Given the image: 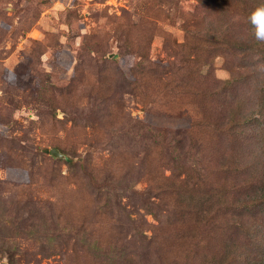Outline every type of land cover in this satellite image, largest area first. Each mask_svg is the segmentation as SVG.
Returning a JSON list of instances; mask_svg holds the SVG:
<instances>
[{
  "label": "rangeland",
  "instance_id": "374dc122",
  "mask_svg": "<svg viewBox=\"0 0 264 264\" xmlns=\"http://www.w3.org/2000/svg\"><path fill=\"white\" fill-rule=\"evenodd\" d=\"M234 4L0 0V264L264 258L263 199L223 213L264 192V118L242 123L229 141L206 126L189 131L202 73L214 95L209 114H227L223 122L248 110L264 115V68L234 66L249 78L234 95L216 86L233 73L214 35L260 40L243 24L264 0ZM233 18L242 24L231 29ZM172 157L190 168L174 172ZM158 170L173 177L159 187ZM180 170L200 186L165 194Z\"/></svg>",
  "mask_w": 264,
  "mask_h": 264
},
{
  "label": "trees",
  "instance_id": "16d2710c",
  "mask_svg": "<svg viewBox=\"0 0 264 264\" xmlns=\"http://www.w3.org/2000/svg\"><path fill=\"white\" fill-rule=\"evenodd\" d=\"M229 1V0H228ZM231 4L233 3L234 6H237L235 3H237L239 0H230ZM237 20V18H233L230 21L229 24V28H234L236 27V25H240L242 24V22H238V23H234ZM251 21V26L247 25V24H243V26L245 25V28L248 30L253 31L254 35L255 32L257 31V25L255 23H253V21L251 19H249V22ZM246 23V22H244ZM230 32V30H228V33ZM241 34H242V30H241ZM254 35L249 34L247 37H254ZM245 40L250 41L248 44L245 43ZM209 42H211L212 44H216V49H218V53H216V55H221L225 58V64L228 68H230L229 70L232 71V73L234 72V66L240 70L242 69H247L249 70L250 68L255 69V73L258 74L259 69L264 68V64L263 62H259V59L261 58L262 52L264 54V48L263 50L261 49V47L258 44H261L260 40H249V39H243V38H239V39H235L234 41H231L229 43H226V37L218 35L215 37H213V39H211ZM225 45V47L223 46ZM259 55V58H258ZM210 63L207 62L206 60L204 61L203 65H208ZM240 72V71H238ZM208 73H202V78H203V84L205 85L204 88L199 92V94L202 96V102H199L198 105L195 104V106H191V124H190V130L189 131H194L196 128L198 129V131L203 127L206 126L209 128V130H213L215 132L218 133H223L226 135V137L229 138L235 134H237L238 132L236 131V128L238 126H240L242 123L246 124V123H251L252 120H255V118L257 117H262L264 118V115L261 114L260 110L257 111H250L248 110L247 113H245V115L242 116V118L237 119L236 116H230V120L227 122H223L224 120H227V114H224L222 116V118H220L218 116V114H209L208 113V100H207V96H212L213 97V93L208 94ZM246 75L244 74H240L239 76L234 75L227 80H223L220 81L218 79H216V77L214 76L213 79L215 81L218 80V84H216V86H219V88H221V90L225 91V92H229L231 89L234 88L235 85H238L240 82H242L244 78L249 79L248 77H244ZM240 81V82H239ZM239 82V83H238ZM232 91V92H231ZM230 92L233 93V90H231ZM236 92L233 93V95ZM211 102V100H210ZM231 103V102H229ZM240 108L242 107L241 104L238 105ZM200 128V129H199ZM161 132L166 133H175V131L173 130H167V129H160ZM178 132V131H177ZM191 132V133H192ZM196 132V130L194 131ZM210 132V131H209ZM181 132H178V134ZM162 135V133H161ZM222 138V137H221ZM226 138V139H227ZM223 141H225V138L223 139ZM231 141V140H230ZM171 163H173L172 166V170L175 172L176 170H179L180 167H189L190 166L188 164H185L183 161L180 163L179 160L177 158L172 157L170 159ZM163 165V164H162ZM160 165V167L162 166ZM240 169H245L243 167H241ZM179 172H184L185 176L181 177V174H178L176 176V178L174 179V181L169 184L166 185V189L163 191L165 194H170L173 193L174 190H177L176 192L179 194H181L182 192H184L185 190H192L197 186H200L199 183L197 181H194L193 179V175L192 172H189L188 170H180ZM163 178V179H162ZM173 177L172 176H167V175H163V172L159 170L157 171V175L155 180L158 181L157 182V187H159L160 183L166 184L168 182L164 181H168L171 180ZM193 178V179H192ZM203 178V177H202ZM224 181H226L225 179H223ZM216 190H219L222 194H227V190L222 188L221 184L219 183L218 185H216L215 187ZM259 189L261 191H264V188L259 187ZM228 195V194H227ZM257 196L258 199L256 200H261L263 199L264 201V192H262L260 195L259 194H255L253 193L252 195L247 194L245 197L239 198V200H241V202H237V204H232L230 207H226L224 208L223 213L225 214L226 212L231 211L234 207H244L246 206L247 202L246 201H252L254 200L252 197ZM231 200H234L233 198H231ZM234 203V201H233ZM249 203V202H248ZM255 203V202H252ZM236 205V206H235ZM197 213V212H196ZM195 213V215H196ZM194 215V216H195ZM198 215V214H197ZM160 221V220H159ZM204 220H197L194 222V224L191 227H194L196 225H198L199 223L203 222ZM191 236V233H190ZM256 264H264V258L257 261Z\"/></svg>",
  "mask_w": 264,
  "mask_h": 264
},
{
  "label": "clouds",
  "instance_id": "9594fccd",
  "mask_svg": "<svg viewBox=\"0 0 264 264\" xmlns=\"http://www.w3.org/2000/svg\"><path fill=\"white\" fill-rule=\"evenodd\" d=\"M251 20L257 25V39L264 40V6L258 7L252 13Z\"/></svg>",
  "mask_w": 264,
  "mask_h": 264
},
{
  "label": "water",
  "instance_id": "95a60500",
  "mask_svg": "<svg viewBox=\"0 0 264 264\" xmlns=\"http://www.w3.org/2000/svg\"><path fill=\"white\" fill-rule=\"evenodd\" d=\"M51 152L55 156L66 157V155L57 148L52 149Z\"/></svg>",
  "mask_w": 264,
  "mask_h": 264
}]
</instances>
